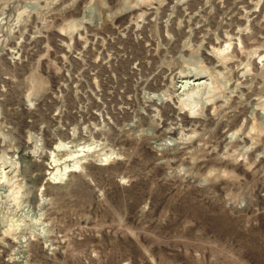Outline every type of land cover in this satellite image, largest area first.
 Here are the masks:
<instances>
[{
	"label": "rangeland",
	"instance_id": "rangeland-1",
	"mask_svg": "<svg viewBox=\"0 0 264 264\" xmlns=\"http://www.w3.org/2000/svg\"><path fill=\"white\" fill-rule=\"evenodd\" d=\"M259 55L264 0H0V264H264Z\"/></svg>",
	"mask_w": 264,
	"mask_h": 264
},
{
	"label": "bare ground",
	"instance_id": "bare-ground-1",
	"mask_svg": "<svg viewBox=\"0 0 264 264\" xmlns=\"http://www.w3.org/2000/svg\"><path fill=\"white\" fill-rule=\"evenodd\" d=\"M242 39V38H241ZM226 49H227V45L224 47V48H219V47H214V48H212V50H211V53H209L208 55L209 56H216V57H218L219 58V60H218V62L219 63H223V62H225L226 60L225 59H227V56H225V55H223L224 53H225V51H226ZM242 51L243 52H245V47L243 46L242 47ZM257 52H255L254 51V53L253 54H256ZM248 54V53H247ZM250 54V53H249ZM242 56V55H241ZM255 56V55H254ZM259 57L263 60V58H264V55H259ZM260 59V60H261ZM225 60V61H224ZM228 60V59H227ZM227 62V61H226ZM225 62V63H226ZM205 67V66H204ZM203 68V67H202ZM201 68V69H202ZM206 68V67H205ZM202 69L203 71L201 72L200 70V72H194L193 71V74L194 75H190V74H181L180 75V79H184V78H186L187 79V81L186 82H184V86H186L187 84H189L190 86H193V88H192V91H190V92H188L187 94H186V98H183V99H181V101H180V108L182 109V110H184L185 109V107H188L189 106V110H190V112H194L195 113V107L194 106H196V104L199 102L198 101V99H200L199 98V96H198V94H201L200 96H203L202 94H205V91L204 90H206L208 87H209V85H208V82H207V80H203L202 81V79L204 78L205 79V77L206 76H211L210 74H212L209 70H207V69ZM192 71V70H191ZM200 75H202V76H200ZM204 76V77H203ZM213 79V78H212ZM214 82V81H213ZM218 83V82H217ZM217 85V84H216ZM183 86V87H184ZM210 86H212L211 84H210ZM214 87H216L217 88V86H215L214 85ZM214 87H212V88H214ZM185 88V87H184ZM181 89V88H180ZM191 89V88H190ZM209 89H211V87L209 88ZM208 90V89H207ZM217 90V89H216ZM218 91H220V90H218ZM207 92V91H206ZM209 95V94H208ZM204 98V97H203ZM206 98V97H205ZM213 99V98H212ZM200 103V102H199ZM87 145H84V146H81L83 149L86 147ZM30 146L29 145H26V147L24 146V148L21 150V151H19L18 152V154H19V158H21V159H25V160H27V162L29 163V165H33V166H35L36 164H37V158H36V155H35V153H33L32 151H30ZM80 152H83V151H80ZM80 158V157H79ZM40 159V158H39ZM81 160L82 159H80V160H78L77 162H75L73 165H71V164H67V163H61L60 161H59V159H55L54 160V164H52V163H50V166H51V172L49 173V176L51 177V176H53V177H51V178H49V181H51V180H54V181H56V182H58V181H60V179H62V178H64L69 172H73V171H76L77 170V168H78V164L81 162ZM30 171V169H29V167L28 166H24L23 167V170H22V174H26V173H28ZM7 173H9V174H13L14 176H16V174H17V172H15V170L13 169V168H11V169H9L8 171H7Z\"/></svg>",
	"mask_w": 264,
	"mask_h": 264
}]
</instances>
